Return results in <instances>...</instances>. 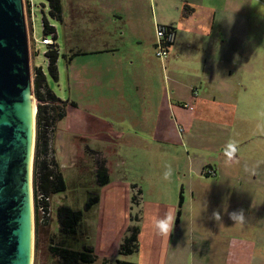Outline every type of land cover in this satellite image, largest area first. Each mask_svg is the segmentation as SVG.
I'll return each instance as SVG.
<instances>
[{
  "label": "rangeland",
  "instance_id": "rangeland-1",
  "mask_svg": "<svg viewBox=\"0 0 264 264\" xmlns=\"http://www.w3.org/2000/svg\"><path fill=\"white\" fill-rule=\"evenodd\" d=\"M30 1L34 5L30 20L32 26L27 25L31 81L33 83L34 67L40 66L48 87L63 99L65 114L70 109L68 112L71 115L68 118L64 115L56 121L52 140L49 136L48 149H52L50 156L54 157L62 172L65 190L48 196V211L44 213L35 210L33 147L30 264H54L56 261L48 246L50 239L56 236V208L59 205L82 211L80 229L83 240L94 248L96 254L91 264H116V259L135 264H170L178 244L181 250L185 240L191 244L193 255L192 258L184 256L186 264H235V249L242 250V262L238 259V264H264V130L260 127L264 126V0H203L207 12H201L209 22L210 13L215 11V24L219 20L224 21L226 27L233 23L232 15L237 14L242 33L255 39L250 52H245L243 59L238 61L244 70H252L251 65L254 66L252 86L251 76L243 83L228 78V85L224 84L227 90L234 87V92L242 99L236 109V115L242 117L240 124L234 123L228 134L230 139L223 144L225 148L235 146L237 153L229 157L225 151L221 152L214 163L222 167L224 173L227 172L219 180L218 187L220 183L228 186L234 183L224 179L233 176L230 174L231 168H236L237 173L245 179L243 181L249 182V186L243 185L245 202L239 206L244 213L242 223H235L230 218L231 213L239 211L238 206L233 201L226 203V200L235 199L234 192L227 190L224 195L222 190L217 195L215 190L216 198L210 197V202L206 203L200 195L205 194L206 190L211 192V187L216 189L217 184L210 179H194L192 174L194 169L201 170L202 167L205 171L204 165L215 155L208 151L210 142L200 137L197 141L186 138L188 133L193 129L198 136L205 138V132H212V136L218 138L224 127L195 119L199 110L192 101L195 95L188 100L189 92L182 98L187 100L180 104L173 103L174 87H193V93L196 94L197 89L201 94L206 87L205 84L200 86L191 77L199 67L198 59L202 57L206 36L200 37L202 46L195 45L190 25L184 28L183 22H180L181 15L186 21L184 16H188L193 0H61V20L50 17L47 0ZM43 17L54 27L57 35L55 40L52 39L59 54L56 80L47 71V59L44 56L47 47L39 43ZM102 19L104 28L99 29L96 24ZM156 26L176 28L175 40L168 46V54L164 59L155 56ZM207 28L205 26L208 32ZM221 33L227 41L220 46L218 53L230 60L236 56L234 43L231 45L236 31L230 27ZM243 37L241 35L238 38ZM140 58L146 61L144 69L152 77L143 78L137 66ZM251 58L254 61L251 62ZM108 66L110 73L105 75ZM198 71L203 74L199 80L208 83L205 72L201 68ZM146 86L152 87L153 93L147 95V105L143 106V100H139L141 95L135 89ZM33 98L36 100L34 94ZM70 102H76V107H70ZM35 105L37 108V102ZM75 111L84 119L80 117L78 124L73 117ZM96 125L106 131L109 129L114 136L109 137V141H100L104 135H96ZM186 126L191 127L189 132ZM106 131L104 133L108 134ZM158 131L160 134L155 135ZM35 133L36 112L34 145ZM62 136L65 141H62ZM236 137L239 139L236 140ZM107 146L112 149L109 153L105 151ZM100 159L108 167V182L104 185L97 184L95 180L94 168ZM169 167L171 175L169 179H164ZM204 174L209 175L206 172ZM208 182H212L211 187H208ZM196 183L199 184V190L192 197L188 188ZM138 189L141 191L139 195ZM180 189L184 196L181 207L178 206ZM90 193H96L99 199L85 210L84 204ZM178 210L179 224L175 221L169 235L160 234L155 227L156 221L169 214L175 219ZM214 211L220 213L221 222L212 218ZM195 215L203 218L208 229L212 227L210 235L221 229L227 233L226 237L190 239V230H193L195 223L191 222L190 226L186 224ZM196 223L198 231H202L200 222ZM133 224L139 227L138 250L130 255H118V244L128 226ZM180 234L185 238L184 241L181 239V243L178 239ZM207 248L211 252L209 255L199 254L200 249L207 251Z\"/></svg>",
  "mask_w": 264,
  "mask_h": 264
},
{
  "label": "crops",
  "instance_id": "crops-1",
  "mask_svg": "<svg viewBox=\"0 0 264 264\" xmlns=\"http://www.w3.org/2000/svg\"><path fill=\"white\" fill-rule=\"evenodd\" d=\"M189 13L187 12L188 16H184V19L186 21L183 20V16H180V22H183L184 28H188L189 25V29H190V34L191 37H193L194 43L195 45H203V41H201L200 37H205L206 36V41L204 43L205 47L204 49L201 51L202 57L199 56V67L201 68L204 72H205V77L208 81L207 82H203L201 80H199L200 78H203V74L202 72L198 71V68L195 70V72L192 74V78L194 79L193 81H197L199 82L200 86L201 84H205L206 87L203 89V91L201 92V94H199L198 89H197V94L193 93V87H178V88H173V95H174V99H173V103L174 104H180L182 101V98H184L186 92H189V97L188 100L192 98L193 95H195L194 99H192L193 103H195L194 107L199 110L198 114H196V109H194V114L195 115V119H201V120H207L208 122H213L216 123L217 125H220L222 127H224V130L220 131L222 133H220L218 135V138L213 137L212 136V132L208 133L205 132L204 135H206V137L204 138L203 136H198V133L195 132V130L192 129L191 132H189L191 127H187V130L189 133L186 136V138H192V140L197 141L198 137L204 139L206 142H210L208 151L210 154H214L215 158L211 157V161L214 160L213 163H211V161H209L206 165H204L207 168H212L215 172L214 175H205L204 173L206 172V170H203V167L200 169H194L192 174L194 175V179L196 178H204L205 180H213L214 183L217 184L216 189H213L211 187V184H209L208 182V187H211V192L206 190L205 194H201L200 197L206 202H210V197L216 198L215 195V190H217V195H219L222 190L223 193L225 195L227 190H231L232 192H234V198L233 200H226V203H229L231 201H233V203H235V205L238 206L239 211H240V204H244L245 201L244 200V186L243 185H248L249 186V182H244L241 175H239L237 173L236 168H231L230 169V174H233L232 177L230 176H226L224 177V179H230L232 181H234V183H232L230 186H228V184L225 183H220L219 185V180L222 179V177L224 175H227V172H223L222 171V167L214 165V163L217 161L216 158L218 156H221V152H226L227 154L231 151V148L228 146V148H225V146L223 145L224 142L228 139H230L229 137V131L232 129L231 127L234 126L235 122L239 123V120L242 118L240 116L236 115V109H237V104L238 103H242V99L237 96L238 93L234 92V87L233 89L227 90L225 85H228V78L230 79H234L236 81V83L240 82L243 83L245 81L246 78L251 76V85L254 83L253 79H254V73H252L254 66L251 65L252 70H244V66L242 67L240 62L244 57L245 52H250V47L254 45L255 39L252 36H248L246 34L242 33V25H240V23H238V15L235 14V16L232 15L234 21L231 25H229L232 30H235V38L232 39V43L231 45H233L234 43V47L236 48L234 50V54L236 56H232L230 60H227L226 57L222 56L221 54H219V49L221 45H224L226 43V39L223 38V35L221 33V31L224 30H228L230 29V27H226L227 25L224 23V21H218V23L215 24V11H212L210 13V21L208 22L207 17L205 16V14H201L202 11H205V9L207 8L206 6H203V0H193L191 6H189ZM201 9V10H200ZM207 10V9H206ZM207 12V11H205ZM209 13V12H208ZM201 18V19H200ZM96 20H99V18L96 17ZM104 20L102 19L101 21H99V23L97 22L96 26L97 28L101 29L104 28ZM189 24V25H187ZM181 26V28H182ZM186 26V27H185ZM205 26H208L207 30H209L208 32L205 30ZM174 33H173V40L171 42V44L173 43V41L175 40V36H176V28L172 27ZM203 32H206L205 35H202ZM241 35L244 37L243 38H238L239 36L241 37ZM55 36L56 32H55ZM239 54V55H238ZM196 57V56H195ZM197 58H195L196 60ZM254 61L251 58V62ZM172 61H170L169 59V64H171ZM146 61L142 60L140 58L139 60V64H137L138 68H140V72L143 73L142 76L143 78H149L152 77V75H148V70H145L144 68H146L145 66ZM162 64V63H161ZM163 65V64H162ZM247 67H249V65H247ZM198 71V72H197ZM145 72V73H144ZM105 75H108L110 73V66L107 67V71H105ZM200 75V77L197 76ZM175 78V77H174ZM174 78L172 80H174ZM212 79H215L216 81H213ZM220 79V81H219ZM176 80V79H175ZM233 83V82H232ZM192 84V83H191ZM244 89V88H243ZM135 91L137 93H139L141 95V97L139 98L140 101L143 100V106L147 105V95L148 94H152L153 93V88L152 87H136ZM192 93V94H191ZM61 99V98H60ZM63 100V99H62ZM69 101V100H67ZM73 103L70 104V107H76V102H70ZM148 105H150L148 103ZM70 109L66 110V116L65 118H68L69 116V111ZM201 115H203V117H201ZM71 116V115H70ZM69 116V117H70ZM73 117L77 120V124L79 123V121L81 120V118L83 119L82 116H80L79 113H77L76 111L73 113ZM81 117V118H80ZM86 117V116H85ZM94 118V116H92ZM84 120V119H83ZM68 121V120H67ZM71 122V121H70ZM94 123H96V120L93 121ZM67 124V123H66ZM65 124V125H66ZM73 125V123H71ZM240 124V123H239ZM67 126V125H66ZM65 126V127H66ZM97 126V125H96ZM219 126V127H220ZM98 130L96 132L97 136H101L104 135V137L100 140V141H109V137L114 136V133L111 132L109 129L108 131L105 130V128L102 127V129H100V127H98ZM96 128V129H97ZM179 128V127H178ZM96 129H94V131H96ZM104 131H106L108 134L104 133ZM155 130L153 129L152 132H154ZM185 131V130H184ZM183 131V132H184ZM157 132V130H156ZM156 134H160L159 131ZM64 136V135H63ZM62 136V141H65L64 137ZM242 137V136H241ZM233 138V137H232ZM217 139V140H216ZM239 137H236V140H238ZM244 140V139H243ZM242 140V141H243ZM222 141V143H220ZM232 141H235L234 139H232ZM235 147V146H234ZM105 151L107 153H109V151H112V149L107 146L105 148ZM237 150H235V152L232 154V157L236 156ZM108 164V162H107ZM59 166L62 168V164H59ZM107 167V166H106ZM204 167V168H205ZM108 168V167H107ZM238 169V168H237ZM207 177V178H206ZM212 177V178H210ZM198 183H196L195 186L189 185V192L190 195L193 197L194 192H196V190H199L198 187ZM224 186V187H223ZM195 189V190H194ZM232 196V194H230ZM221 198L225 199L226 197L222 196ZM242 198L241 201L238 200ZM237 199V200H236ZM184 203V196H183V201L182 204ZM181 207V206H180ZM238 211V212H239ZM203 218H201L198 215L192 216L190 220H188L187 224L188 226H190L191 222L195 223V227L192 228L193 230H190V236L189 238H197V237H204L205 239H208V237H216V238H224L226 237L227 233L226 232H222L221 229H218L216 231H214V233L212 235H210V231L213 232L212 227H210L208 229V227L205 224V221H202ZM178 222V221H177ZM196 222H200V229L202 231H198L199 227L197 226ZM179 224V222H178ZM183 225V226H186ZM207 228V229H206ZM139 235V233H138ZM207 237V238H206ZM179 242L181 243V239L184 241V237H181V234L178 237ZM237 242V241H236ZM235 242V243H236ZM167 243L168 241H165V246L167 247ZM233 252V249L231 250L230 253ZM206 253V255H209L208 248L207 251H203L200 249L199 254H204ZM234 262L235 264H238V259H241L242 262V250H234ZM233 254H231V256L233 257ZM187 256L189 258H192V254H191V244L189 243V241L187 242L185 240V242L182 244V248L180 250V245L178 244V248L177 251L175 253V255L172 257L170 264H186L185 260H184V256ZM167 264H169V262H167ZM187 264H191L190 262ZM196 264H200V263H196ZM201 264H209V263H201ZM214 264V263H212Z\"/></svg>",
  "mask_w": 264,
  "mask_h": 264
},
{
  "label": "water",
  "instance_id": "water-1",
  "mask_svg": "<svg viewBox=\"0 0 264 264\" xmlns=\"http://www.w3.org/2000/svg\"><path fill=\"white\" fill-rule=\"evenodd\" d=\"M34 102L22 0H0V264L31 263Z\"/></svg>",
  "mask_w": 264,
  "mask_h": 264
},
{
  "label": "trees",
  "instance_id": "trees-1",
  "mask_svg": "<svg viewBox=\"0 0 264 264\" xmlns=\"http://www.w3.org/2000/svg\"><path fill=\"white\" fill-rule=\"evenodd\" d=\"M47 1L49 3L50 17L61 20V0ZM168 28L174 33L172 27ZM41 30L42 35L54 33L53 39H56L54 27L50 26L44 17ZM46 47L47 49L44 56L47 59V71L48 74L56 80L58 73L56 61L59 56L57 45L52 43ZM33 91L37 101L33 185H35V197L41 195L40 199L35 198L34 204L35 210H38V207L41 206L45 212L46 210L48 211V196L65 190L62 172L54 157H52V155L50 156V154H52V149H48V141H50V139L52 140L51 135L54 132V125L56 121L65 115V105L62 99L56 96L48 87L46 76L40 66L34 67ZM52 104H55V106ZM94 170L97 184H106L108 182L107 167L101 159L99 161L97 160V165ZM181 190L182 189H180L178 195L179 207L183 201ZM139 194H141L140 189L137 190V195ZM98 199L99 197L96 193H90L84 204V209H90L98 202ZM178 215L179 210L176 213V222L178 221ZM56 216L58 225L55 233L56 236L50 239L51 243L48 246L51 255L56 259L54 264H91L94 262L96 259L94 248L83 240V232L80 229L82 211L68 205H59L56 208ZM138 233L139 227L137 225L133 224L128 226L126 234L118 244V255H130L138 250ZM115 263L135 264L121 259H116Z\"/></svg>",
  "mask_w": 264,
  "mask_h": 264
},
{
  "label": "built area",
  "instance_id": "built-area-1",
  "mask_svg": "<svg viewBox=\"0 0 264 264\" xmlns=\"http://www.w3.org/2000/svg\"><path fill=\"white\" fill-rule=\"evenodd\" d=\"M23 4V13H24V19H25V25H26V32L28 34L27 25L29 24V27L32 26L31 19H32V6H34L30 0H22ZM53 34H46L42 35L41 39L39 40V43L42 45H50L53 43ZM155 34H156V41H155V56L159 59H164L168 54V46L171 44L173 40V32L168 27L164 26H156L155 28ZM206 173L209 175H214V171L212 169L206 170ZM41 195H37L36 198L40 199ZM38 210L41 213H44L43 208L41 206L38 207Z\"/></svg>",
  "mask_w": 264,
  "mask_h": 264
},
{
  "label": "clouds",
  "instance_id": "clouds-1",
  "mask_svg": "<svg viewBox=\"0 0 264 264\" xmlns=\"http://www.w3.org/2000/svg\"><path fill=\"white\" fill-rule=\"evenodd\" d=\"M260 127L262 128V130H264V126H260ZM229 147L231 148V151L228 153V155L229 157H231L236 149L233 145H229ZM170 175H171V168L169 167L168 171L164 173V179H169ZM212 218L217 222H221V215L218 211L213 212ZM230 218L235 223H242L244 220L243 210H240L239 212L231 213ZM174 223H175L174 217L171 214H169L164 219L156 221L155 227L158 229L160 234L169 235L174 227Z\"/></svg>",
  "mask_w": 264,
  "mask_h": 264
},
{
  "label": "bare ground",
  "instance_id": "bare-ground-1",
  "mask_svg": "<svg viewBox=\"0 0 264 264\" xmlns=\"http://www.w3.org/2000/svg\"><path fill=\"white\" fill-rule=\"evenodd\" d=\"M34 99V98H33ZM34 111H35V102H34V104H33V113H34Z\"/></svg>",
  "mask_w": 264,
  "mask_h": 264
}]
</instances>
